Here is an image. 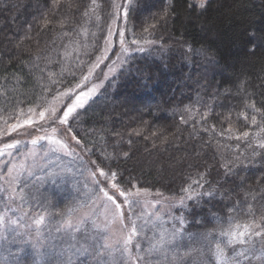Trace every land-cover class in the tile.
<instances>
[{
	"label": "trees",
	"instance_id": "obj_1",
	"mask_svg": "<svg viewBox=\"0 0 264 264\" xmlns=\"http://www.w3.org/2000/svg\"><path fill=\"white\" fill-rule=\"evenodd\" d=\"M120 2L0 0V136L79 87ZM124 17L141 46L67 118L77 150L120 191L181 199L190 232L260 223L264 0H129Z\"/></svg>",
	"mask_w": 264,
	"mask_h": 264
},
{
	"label": "rangeland",
	"instance_id": "obj_2",
	"mask_svg": "<svg viewBox=\"0 0 264 264\" xmlns=\"http://www.w3.org/2000/svg\"><path fill=\"white\" fill-rule=\"evenodd\" d=\"M128 1L121 0L120 12L110 28L104 52L79 87L63 92L53 106L32 113L0 136V217H3L0 264H118L126 257H121L119 251L109 256L102 248L104 237L115 243L128 233L127 227L110 224L118 211H123L125 225L134 221L138 226L140 235L134 237L133 244L140 243L147 249L149 241L158 239L161 233L167 239L180 230L181 235L170 246L168 254L173 264H216L205 247L204 238L209 233L187 230L186 219L179 210L183 204L181 199L134 191L128 200L135 203H125L120 189L113 187L114 181L104 180L101 171L95 170L77 150L62 122L69 107L83 102L69 114L71 116L98 95L126 56L141 46L130 44L126 36L124 16ZM7 138L10 142L5 143ZM55 189L66 190L70 196L67 209L61 213L49 209V197ZM116 204H120L121 209H117ZM41 217L42 221L37 223ZM239 225V230L243 231L244 224ZM211 233L223 239L219 232ZM251 239L254 242L251 248L247 244L233 245L237 253L245 251L244 256L237 257L239 264H264L260 258L262 237L252 236ZM195 249H200L203 256H197ZM189 253L191 255H186ZM132 254L142 255L135 248ZM232 254L229 250L228 255ZM157 262L166 264L154 252L141 264Z\"/></svg>",
	"mask_w": 264,
	"mask_h": 264
},
{
	"label": "snow or ice",
	"instance_id": "obj_3",
	"mask_svg": "<svg viewBox=\"0 0 264 264\" xmlns=\"http://www.w3.org/2000/svg\"><path fill=\"white\" fill-rule=\"evenodd\" d=\"M95 3V0H93ZM54 3H59V0H54ZM45 23H48V21H45ZM121 36L123 34L121 33ZM135 43V41H133ZM121 44L123 46L124 40L121 39ZM142 50V49H141ZM83 102L81 101L77 105H73L72 107L68 108V111L64 113V117L62 118V122L67 123V117L70 113H72L76 107L82 106ZM247 107L252 108L253 110L259 112V109H256L254 103H250L247 105ZM55 113V110H53V114ZM41 116H43V113H41ZM247 119V117H245ZM252 123H256L255 118L252 119ZM244 136H247L248 133H244ZM35 142V141H34ZM8 147H12V145H9ZM260 147L264 148V143L260 145ZM125 155H127L125 153ZM101 175H104L103 171L101 170ZM113 178L116 176V173H112ZM114 188H118L116 184H113ZM120 196L125 197V203H135V201H129L128 197L131 195L128 192L120 191ZM107 195V193H105ZM109 199H114L113 197H109ZM117 209H121L120 204L115 205ZM251 212V209H250ZM43 217L40 218V220L37 221V223L41 222ZM3 220V217H0V221ZM125 215L123 211H118L116 214H114L112 221H110V224L116 225L119 224L121 228L127 227L128 233L122 237V239L116 240L115 243L110 242L109 237H104V244L102 246L103 251L109 255L112 256L114 251H119L121 254V257H126L125 259H122L118 262V264H141V261L146 260L148 257H150L154 252L158 253L163 260L166 262V264H173V261L169 260V252L171 251L170 246L173 245L175 242L177 236L181 235L180 230L174 231L167 239H165V234L161 233L158 239H154L149 241L148 248L145 249L140 243L133 244V239L136 236H139L140 233L138 231V226L135 224L134 221H129L128 225L124 224ZM260 223H257L255 220L252 221L251 224H244L243 225V231L239 230L240 225L237 224L234 228L230 227L228 229H221L219 231V237H222L223 239H217L213 236L212 233H209L207 237L204 238L205 240V247L208 248L211 255L214 257L216 264H239V260L237 257L244 256L245 251L242 250L240 252H236L233 245L240 244L244 245L247 244L249 248L252 247L253 241L251 239L252 236H264V216L260 217ZM183 223V221H180ZM66 223H70L67 222ZM107 228L108 225H105ZM256 229H260L257 231ZM248 237L245 239V237ZM133 248L139 249L142 255H133ZM229 250L233 253L231 256L228 255ZM194 252L197 256H203V253L200 249H195ZM99 254V253H98ZM191 255V253L186 254ZM260 258L264 260V240L261 242V248H260ZM159 264V262H157Z\"/></svg>",
	"mask_w": 264,
	"mask_h": 264
}]
</instances>
